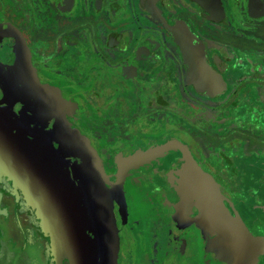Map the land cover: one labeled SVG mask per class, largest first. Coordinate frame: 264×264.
<instances>
[{
    "label": "flooded vegetation",
    "instance_id": "1",
    "mask_svg": "<svg viewBox=\"0 0 264 264\" xmlns=\"http://www.w3.org/2000/svg\"><path fill=\"white\" fill-rule=\"evenodd\" d=\"M205 4V0H73L67 11L63 0H0V102L42 121L53 132L62 134L65 128L82 134L86 146L98 154L119 239L111 263H239L222 252L223 233L190 234L183 225L181 242L172 239L166 222L140 225L142 220H132L125 209L124 179L104 167L110 164L101 151L127 152L123 173L158 186L151 192L162 198L165 211L175 215L170 222L179 226L180 196L169 190L172 182L164 184L172 176L165 175L160 161L146 163L141 156L173 141L208 177L213 174L207 161L216 159L215 184L254 237L246 264H264V196L259 194L264 190V0H220V11L212 14ZM22 53L30 61L26 75L31 96L26 103L17 99L20 89L15 87ZM57 101L66 103L63 113L69 123L60 116L63 113L57 115L59 111L49 107ZM95 102L101 108L94 112ZM252 103L259 105L256 113L248 108ZM145 109L169 115L171 123L164 131L158 127L140 134L139 142L135 122H128L137 110ZM175 113L183 115L187 126L182 139L172 126ZM100 117L111 128L103 127ZM255 123L258 130L251 131L248 125ZM91 128L107 130L110 138L96 142L89 135ZM201 135L203 147L196 139ZM65 138L82 149L72 136ZM234 146V155L229 154ZM176 158L172 160L177 164ZM15 180L0 166V264H38L34 248L43 255L39 264H55L50 239L40 226L35 228L36 215ZM256 194L262 196L259 203ZM166 201L177 207L178 214L167 209ZM123 211L129 216L124 223ZM136 224L152 235L139 232L137 239L142 236L141 242L150 247L145 245L142 251L141 242H135L141 252L132 250L131 256L120 230L127 225L134 233Z\"/></svg>",
    "mask_w": 264,
    "mask_h": 264
},
{
    "label": "water",
    "instance_id": "2",
    "mask_svg": "<svg viewBox=\"0 0 264 264\" xmlns=\"http://www.w3.org/2000/svg\"><path fill=\"white\" fill-rule=\"evenodd\" d=\"M72 1L63 0V8L69 11ZM205 2L208 13L220 11V0ZM63 131L53 132L42 121L0 102V166L15 176L25 200L45 225H61L70 264H114L110 258L117 254L118 237L102 161L82 136ZM65 136H72L82 149ZM174 149L176 171L164 184L172 182L169 190L180 196V210H197L203 234H225L224 255L246 264L254 237L244 219L191 156L181 147ZM166 204L178 214L177 207Z\"/></svg>",
    "mask_w": 264,
    "mask_h": 264
},
{
    "label": "rangeland",
    "instance_id": "3",
    "mask_svg": "<svg viewBox=\"0 0 264 264\" xmlns=\"http://www.w3.org/2000/svg\"><path fill=\"white\" fill-rule=\"evenodd\" d=\"M181 101H182V99H180V102ZM53 104L49 105V107H51V109L54 111H59L58 113L56 112L57 115L58 114L60 115V113H63L65 110L67 111L66 103L57 101L56 103L54 102ZM173 104L174 103H172L170 105L173 106ZM97 106L101 108V106L98 105L96 102L91 104V107H94V109H95L94 112L96 111ZM41 108H44V107H41ZM248 108L250 109L251 113H252V110L254 111V113H256V110L259 108V105L257 103H255V104L252 103V104H249ZM72 111H73L72 113H74L75 109H73ZM137 111H138V113L132 114L134 117L130 120V122H128V124L135 122L134 127L137 129V133L139 134V136H138L139 142H140V138H141L140 134H142L146 131H149V130L157 129L158 127L162 131H164L163 128L167 127L168 124L171 123V121H169V115L163 114L161 112L156 113V114H159V117H157L154 112L151 113V112L147 111V109L142 110V111H140V110H137ZM192 111L193 110L188 111V112L191 113ZM196 111H198L197 108H196ZM173 112H176V108L173 109ZM72 113H70V114H72ZM202 113H204V112H202ZM196 114L198 115L201 113L196 112ZM60 116L62 117V119L65 120V122L68 121V115L66 113H63ZM240 116H242V115H240ZM263 118H264V115H263ZM99 122L102 123L103 127H105L107 125L109 128H111L109 126V122L107 121L106 123H104V119L102 117H100ZM173 122H174V124L172 126H174V129L176 131L175 135L180 136L182 139L183 138L182 131L184 128H187V126L184 122V119H183V115L181 114L180 116L177 117V115L175 113L173 116ZM68 123H69V121H68ZM88 125L91 126V124H88ZM258 126L259 125H257L255 123L253 126L248 125V128L251 131H256V130H258ZM83 131L86 132V128H83ZM88 132L92 133L89 135H93V137L96 139V142L105 141V139L110 138L109 132H107V130L97 131L94 129L92 130V128H91V130ZM80 135H82V134H80ZM134 136L135 135H133V134L130 136L129 144L134 141ZM196 139L199 140L200 146L203 147V145H202L203 136L202 135L198 136V137H196ZM176 143L177 142L171 141L169 144L164 145L163 147L160 148V150H158L159 152H157V154H152L151 153L152 151L146 152L147 154L145 152H142V154H141L142 159L145 160L146 163H148L150 159H155L152 162H155L157 160L160 161L162 163V166L164 167L165 175L168 177L169 176L171 177L172 173L174 171H176V164L172 160V157L176 154V150L174 148H178V145ZM133 144H135V143H133ZM105 147H107V149H108L110 147V144H107ZM125 148H127V147L125 146ZM115 149L116 148H112L110 151L113 152ZM118 150H120V149H118ZM154 151H156V150H154ZM234 151H235V146L233 147L232 150L230 149L228 151V153L234 155ZM101 152H103L102 157H104L105 162L108 163V161H109V164H110V167L107 164H105L104 167L110 173H112L113 176L116 174L115 176H118V178L124 179L122 184H124V186H125V201H126L125 202L126 203L125 209L131 213L132 220H136V218L139 217L142 220L140 225H154V222H156V221L160 222V220H161V222H163V224L166 222L167 223L166 225L170 226V234H172V236L174 237L172 239L178 238V240L181 242H182L183 237H184V235H183L184 231H183V227H182L183 225L188 226L185 229L186 230L189 229L188 232L190 234L194 233V231H196V233H197V231H199L200 235L203 234L204 229L201 227V225H202L200 223L201 220L196 217V216H198L197 210L193 211L194 208L190 207V209H186L185 211H180V213L178 214V218H177L179 226L173 225L172 222H170V221L172 218H174L175 215L171 214V213L169 215L167 210L165 211V207H164L165 205H163L164 202L162 201V198L158 197V195L155 193V191H154V193L151 192V190H158L159 187L153 186L150 183H148L147 181H142L141 178L137 174L125 175L123 173L122 169H123L124 164L126 162L125 156L127 155V152H124V154H121V152L115 153V151H114V153H109V151H101ZM177 154L179 155V153H177ZM254 154H256V152H254ZM204 155L206 157V153H204ZM105 158H107L108 161H106ZM207 163H209L210 167L212 165V167L210 168L212 171H210V172L213 174V176L212 177L209 176V178L212 181H214V183L216 182V184H218L217 183L218 180L215 179L216 178L215 176H216V173L218 170V169L216 170V167H218V163L216 162V159L214 158V160H212V161H207ZM205 165H208V164H205ZM148 179H151V178L148 177ZM156 179L157 178H155V180ZM227 179H229V178H227ZM227 179L225 180V183L227 182ZM158 194H159V192H158ZM235 194L238 195V192H236ZM259 194L264 196V190H261L259 192ZM259 194L255 195V198H256L255 203H259V198L262 197ZM27 203L30 207H32L34 214L36 215L35 207L33 205H31L29 203V201H27ZM166 206H167V209L169 211H172L171 208L168 206V204H166ZM121 214H122V212H121ZM123 214L125 215L124 220H123V223H124V221H127V219L129 220V216L128 215L126 216L124 211H123ZM149 214H150V219H149ZM184 216H185V222L182 221V218ZM35 217H36V219H34V225H36L35 228L36 227L39 228V226H40L42 228L41 230H43L45 232V235L49 237L48 239H50L49 240L50 247H51L50 255H51V258L53 259L54 263L55 264H61V262L63 260H68V262L70 264V257L66 253V251L63 250V248H64L63 242L64 241H63L62 233H61L62 232L61 225L58 224L56 227H54V225H51V223H49L48 225L47 224L45 225V223H43L41 221V219L37 217V215ZM134 229H135L134 233H133V230L131 228L128 229L129 232H131V230H132V232L130 233L131 234L130 236H128L129 232L127 230V225H124V227L122 226V229L120 230L122 238H123L125 245H126L128 255L132 254V250H136L135 251L136 254H138L137 251L139 253L141 252L139 249V246H135L134 244H135V242H138V243L141 242V237L144 236V233H147L148 237H151V235H152V232L146 231V230H148L147 228L142 227V229H141V227L139 225L137 226V224H136V226H134ZM141 231H143L142 236L139 237V239H137L139 232H141ZM145 245L150 247V244L142 241L140 244V246L142 247V251H144ZM66 250H67V248H66ZM34 251L36 253L35 254L36 257L34 258L35 263H36V260H38V264H39V262H41V260L43 259V255L41 254L40 251H38L37 248H34ZM193 259H194V257H193ZM192 263H193V261H192Z\"/></svg>",
    "mask_w": 264,
    "mask_h": 264
},
{
    "label": "crops",
    "instance_id": "4",
    "mask_svg": "<svg viewBox=\"0 0 264 264\" xmlns=\"http://www.w3.org/2000/svg\"><path fill=\"white\" fill-rule=\"evenodd\" d=\"M23 54L24 53H22V55H20V57H19V65L21 67V69H20L21 76L19 79L15 80V83L17 84L15 87L20 89V90H18L20 98H17V99H19V101H21V102L25 101V103H26L30 100L29 97L31 95L29 94L30 80H29V77L26 75V68L25 67L27 66V68H28L30 61H28V58H25V56ZM37 74H39V73L37 72ZM7 93L8 92H6V94ZM52 94H53V90H52Z\"/></svg>",
    "mask_w": 264,
    "mask_h": 264
}]
</instances>
